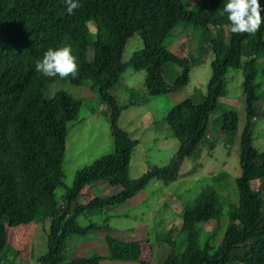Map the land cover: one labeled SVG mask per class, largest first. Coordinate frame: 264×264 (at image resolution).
<instances>
[{
    "label": "trees",
    "instance_id": "trees-1",
    "mask_svg": "<svg viewBox=\"0 0 264 264\" xmlns=\"http://www.w3.org/2000/svg\"><path fill=\"white\" fill-rule=\"evenodd\" d=\"M227 2L199 0V6L189 10L181 0H79L80 7L69 15L64 0H0V260L4 264H13L15 255L5 241V228L44 217L48 223L45 249L35 258L39 264H264V151L251 144L253 119L264 103V87L255 80L257 75L264 78V63L256 59L264 57V24L254 35L232 33L223 13ZM260 4L264 7V0ZM176 22L198 29L200 47L208 45L211 50L205 92L197 101L185 96L165 111V123L177 141L173 154L164 164L130 178L128 158L135 140L117 125L125 105L109 88L126 66L141 70V84L149 95L183 85L188 66L196 60L177 57L162 44ZM132 33L141 46L121 61L122 47ZM65 45L78 57L76 78L46 77L35 70L36 61L49 47ZM166 62L179 69L171 80L163 76ZM230 67L240 69L242 76L235 198L220 199L213 185L224 174H213L210 183L180 205V241L168 232L153 233L154 241L167 248L159 261L143 256L150 247L146 240L111 235L104 237L106 255L63 259L64 241L71 235L90 238V230L110 228L106 215L101 222L84 225L76 223L77 215L87 217L114 208L152 178L166 184L175 178L183 158L197 164L199 154L212 148L213 141L207 137L210 126L220 133L236 129L234 110H214ZM54 80L84 86L105 103L112 144L110 153L74 171L58 201L53 199V190L60 181L64 137L67 124L76 119L80 101L61 87L47 96L46 86ZM252 179L256 180L253 187L249 185ZM97 181L117 185L119 190L73 202L84 185ZM207 222L209 228L199 242L200 226ZM174 243L177 249H173Z\"/></svg>",
    "mask_w": 264,
    "mask_h": 264
},
{
    "label": "rangeland",
    "instance_id": "rangeland-1",
    "mask_svg": "<svg viewBox=\"0 0 264 264\" xmlns=\"http://www.w3.org/2000/svg\"><path fill=\"white\" fill-rule=\"evenodd\" d=\"M186 9L193 10L199 6V0H181ZM90 29L92 24L89 23ZM264 36V34H263ZM162 44L177 57H191L196 61L188 66L186 82L175 89L158 95L145 93L141 84V70L126 66L120 72L117 82L109 88L117 101L125 106L117 117V125L122 128L129 138L135 140L128 158V177L137 176L141 171L153 165H161L168 161L173 154L177 141L170 133L164 120L165 111L185 96L197 101L205 92V84L210 75L212 54L209 46H201L198 29L190 26L183 27L176 22L162 41ZM141 46L139 37L132 33L125 41L120 60L124 61L129 54ZM259 64L264 63V57L256 58ZM178 67L166 62L163 65L165 80H171L178 73ZM241 71L230 67L225 72L224 91L215 103V111L232 109L236 112L238 121L235 130L220 133L210 126L208 139L213 141L212 148L203 150L197 164L183 158L179 164L175 178L163 184L158 179H150L132 196L123 200L118 206L104 212H95L87 217L77 215L76 223L84 225L88 221L101 222L106 215V223L110 230L104 228L92 229L93 240L71 235L64 241L63 259L76 255H96L107 252L102 234H114L116 237L129 239H144L149 247L147 253L151 262L159 261L165 254L163 244L154 241V232H168V235L180 241L177 234L179 224V208L181 203L192 198L199 187L210 183L213 174L222 172L214 187L220 199L235 198L233 179L238 174L236 140L242 122L243 108L241 96ZM259 86L264 87V78L255 77ZM63 88L71 96L78 98L80 105L76 119L67 124L64 137V151L60 161V181L53 190V199L62 198L63 187L71 182L76 169L89 163L94 158L112 151L109 135L105 103L95 94L88 92L84 86L64 84L54 80L46 86V95L50 96L56 88ZM122 87H127L122 88ZM256 111L251 129V144L257 151H264V103ZM209 180V181H208ZM256 180L249 181L255 186ZM119 190L117 185H108L104 181H97L84 185L73 197L74 203H83L93 195H108ZM47 218L36 221H26L11 227H6L5 241L15 252L13 264H39L36 256L42 253L44 236L47 229ZM210 223L200 226L198 241L201 242ZM167 234L163 235L165 239ZM212 242V239L210 240ZM174 243L173 249H177ZM8 256V254H7ZM0 264H4L0 260Z\"/></svg>",
    "mask_w": 264,
    "mask_h": 264
},
{
    "label": "clouds",
    "instance_id": "clouds-1",
    "mask_svg": "<svg viewBox=\"0 0 264 264\" xmlns=\"http://www.w3.org/2000/svg\"><path fill=\"white\" fill-rule=\"evenodd\" d=\"M64 3L69 15L80 7L79 0H64ZM223 13L227 14L230 31L234 34L254 35L264 24V7L260 0H228ZM35 70L46 77L66 79L71 76L74 79L79 73L78 57L70 46L49 47L42 58L36 61Z\"/></svg>",
    "mask_w": 264,
    "mask_h": 264
},
{
    "label": "crops",
    "instance_id": "crops-1",
    "mask_svg": "<svg viewBox=\"0 0 264 264\" xmlns=\"http://www.w3.org/2000/svg\"><path fill=\"white\" fill-rule=\"evenodd\" d=\"M258 58V57H257ZM111 228H109V230H110ZM105 235H107V234H102V236H103V238L105 237ZM108 235H111V236H115L116 237V235H114V234H111V233H109ZM91 236L92 237H90L88 240H93L92 238H93V236H94V234L91 232ZM117 238H119V237H117ZM106 250V249H105ZM107 254V252H104V253H101L100 255H106ZM82 256H86V255H82Z\"/></svg>",
    "mask_w": 264,
    "mask_h": 264
}]
</instances>
